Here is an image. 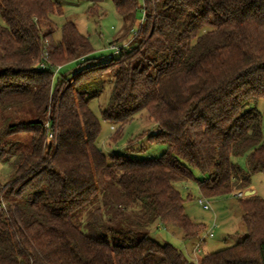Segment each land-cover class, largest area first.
<instances>
[{
  "label": "trees",
  "instance_id": "1",
  "mask_svg": "<svg viewBox=\"0 0 264 264\" xmlns=\"http://www.w3.org/2000/svg\"><path fill=\"white\" fill-rule=\"evenodd\" d=\"M89 1V14L100 15L104 0ZM111 1L125 36L141 22L130 48L95 64L74 21L55 38L60 1H0V106L29 102L37 115L2 131L30 132L32 148L18 154L2 190L9 202L0 201V264H196L151 236L157 222L184 238L202 232L179 185L196 181L204 196H221L249 189L264 172V114L249 106L264 97V0ZM72 62L83 66L58 76ZM106 72L113 82L101 115L118 125L110 142L145 111L156 125L150 137L167 144L159 156L99 145L90 102ZM243 155L246 166L235 160ZM238 199L243 240L200 264H264V199Z\"/></svg>",
  "mask_w": 264,
  "mask_h": 264
},
{
  "label": "rangeland",
  "instance_id": "2",
  "mask_svg": "<svg viewBox=\"0 0 264 264\" xmlns=\"http://www.w3.org/2000/svg\"><path fill=\"white\" fill-rule=\"evenodd\" d=\"M57 1L62 3L63 13L52 15L55 38L59 39L61 37V26L65 21H74L78 29L87 35L92 42L94 51L91 55L98 57L97 61L92 63L108 61L112 56L118 57L119 53L115 54L110 49L114 44L130 48L129 45H131L130 41L133 39L134 31L137 30L141 21L138 19L133 30L125 36L127 24L124 18L116 12L111 0H104L101 3V14L93 16L88 12L91 6L89 0ZM141 15L142 13L139 12L138 17ZM0 23L5 24L1 14ZM48 23L47 21L46 24ZM81 66L83 65L76 62L67 63L62 67L58 76H61V73L65 76H72ZM112 78L110 72H106L97 81L99 94L93 97L90 102L91 108L99 117L102 125L98 139L99 145L107 153L125 152L139 158L159 156L166 150L167 144L164 141H158L150 137L156 131V125L145 111L137 114L124 126L121 136L116 142H110V137L117 131L118 125L114 124L116 128L113 129V124L102 117L101 111L108 102L113 82ZM90 84L93 86L95 82L92 81L87 85L90 86ZM249 106L264 114V97L252 101ZM36 117L37 115L32 110L29 102L16 108L3 109L0 106V201L9 202V198L2 190L14 174L18 154L29 152L32 148V135L30 132L6 133L2 132L5 130L3 128L14 122L31 120ZM235 160L242 166H246L245 155L237 157ZM195 174L198 177H203L198 170L195 171ZM251 182L256 193L264 199V172L254 173ZM179 188L185 198L186 213L194 221L202 223L204 228L200 235L194 238H184L180 228L157 222L153 225L151 231V236L154 239L161 243L170 242L179 247L196 264H200V260L206 253L217 251L243 240L246 227L242 218L243 211L238 196L244 195L245 191L236 190L232 194L207 197L200 192L196 181L183 182L179 185ZM249 189H252V187ZM200 197L209 204L208 208H205L204 204L199 202Z\"/></svg>",
  "mask_w": 264,
  "mask_h": 264
},
{
  "label": "built area",
  "instance_id": "3",
  "mask_svg": "<svg viewBox=\"0 0 264 264\" xmlns=\"http://www.w3.org/2000/svg\"><path fill=\"white\" fill-rule=\"evenodd\" d=\"M120 48H121V46H118L117 44H114V45H112L110 47V49H112L115 54L119 52ZM41 65H42V67H45L46 66L44 62L41 63ZM46 126L47 127L49 126L48 122L46 123ZM49 136L50 137H53V133L52 132L49 133ZM198 200H199L200 203L204 204V207L205 208H208L209 207V204L202 197H200Z\"/></svg>",
  "mask_w": 264,
  "mask_h": 264
},
{
  "label": "water",
  "instance_id": "4",
  "mask_svg": "<svg viewBox=\"0 0 264 264\" xmlns=\"http://www.w3.org/2000/svg\"><path fill=\"white\" fill-rule=\"evenodd\" d=\"M256 190L254 188L245 190L244 194L246 196L255 194Z\"/></svg>",
  "mask_w": 264,
  "mask_h": 264
},
{
  "label": "crops",
  "instance_id": "5",
  "mask_svg": "<svg viewBox=\"0 0 264 264\" xmlns=\"http://www.w3.org/2000/svg\"><path fill=\"white\" fill-rule=\"evenodd\" d=\"M251 187L253 188V185Z\"/></svg>",
  "mask_w": 264,
  "mask_h": 264
}]
</instances>
